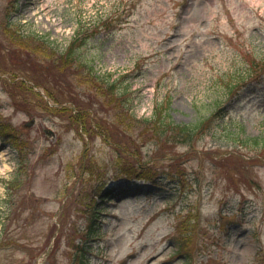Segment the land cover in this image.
Returning a JSON list of instances; mask_svg holds the SVG:
<instances>
[{
    "label": "rangeland",
    "instance_id": "374dc122",
    "mask_svg": "<svg viewBox=\"0 0 264 264\" xmlns=\"http://www.w3.org/2000/svg\"><path fill=\"white\" fill-rule=\"evenodd\" d=\"M101 206L84 264H264V0H0V264H75Z\"/></svg>",
    "mask_w": 264,
    "mask_h": 264
},
{
    "label": "trees",
    "instance_id": "16d2710c",
    "mask_svg": "<svg viewBox=\"0 0 264 264\" xmlns=\"http://www.w3.org/2000/svg\"><path fill=\"white\" fill-rule=\"evenodd\" d=\"M77 41L78 40L75 37L72 40V42L69 44L67 49L64 50L63 55H64V60L66 63L70 62L71 57L75 55L76 51L79 49V45L81 43L76 46L74 45L75 43H77ZM89 71L93 79L96 77L98 78L102 77L100 76V74H97V72L94 71L93 68H89ZM258 74L259 72L256 74H252V75L256 76ZM109 77H110L109 74L105 75V79H107L106 83H108L109 90H114L113 87H117L118 82L115 80L109 82L108 81ZM21 84L24 85V82H21ZM230 91L231 90H229V92ZM126 93L127 91L125 89L122 95L125 96ZM124 108L128 109L126 106H124ZM163 108L164 106L162 104L156 103V106L153 109L151 116L148 118L141 119L142 122L140 121L137 123H140L144 125L145 127H150V129H152L155 132L158 139L163 138L166 142H173L175 144H184V145H189V146L192 143H194L195 137L199 135L201 132H203L205 130L204 128H206L208 124H211L214 116L217 115V113H214L208 119H203L201 122H198L196 124H176L170 119L167 110ZM252 142L253 144H257V140H254ZM119 165L120 164H117V167ZM146 171H149V170L144 168L142 165L137 166L136 161H135V163L132 165V169L130 168L129 170L121 171L122 175L120 176L127 180L143 179V180L151 181L156 186V182L154 181L156 176H154L153 174L147 173ZM99 211L101 210L97 209L96 212L94 213L93 211H91L90 225L88 226L89 227L88 230L85 231L82 237L80 236L82 240H79L78 244H72V249H74L76 252L75 259H74L75 264H84L87 251L89 249L92 250L91 245L86 244V240L89 234L88 231L91 229V220H93L95 217L99 215ZM175 251L176 252L183 251V247L178 245Z\"/></svg>",
    "mask_w": 264,
    "mask_h": 264
}]
</instances>
